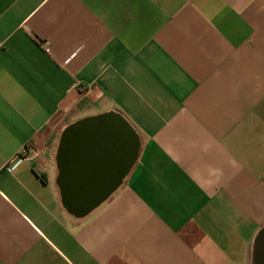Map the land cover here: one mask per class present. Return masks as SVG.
Returning <instances> with one entry per match:
<instances>
[{"label": "crops", "instance_id": "crops-1", "mask_svg": "<svg viewBox=\"0 0 264 264\" xmlns=\"http://www.w3.org/2000/svg\"><path fill=\"white\" fill-rule=\"evenodd\" d=\"M108 111L138 157L78 219L58 139ZM263 262L264 0H0V264Z\"/></svg>", "mask_w": 264, "mask_h": 264}, {"label": "water", "instance_id": "water-1", "mask_svg": "<svg viewBox=\"0 0 264 264\" xmlns=\"http://www.w3.org/2000/svg\"><path fill=\"white\" fill-rule=\"evenodd\" d=\"M139 149L136 130L116 111L67 125L54 155L55 184L66 212L80 219L97 209L122 184Z\"/></svg>", "mask_w": 264, "mask_h": 264}, {"label": "built area", "instance_id": "built-area-1", "mask_svg": "<svg viewBox=\"0 0 264 264\" xmlns=\"http://www.w3.org/2000/svg\"><path fill=\"white\" fill-rule=\"evenodd\" d=\"M40 154V149L34 146L33 143H27L21 151V155L30 159H38L40 157Z\"/></svg>", "mask_w": 264, "mask_h": 264}]
</instances>
